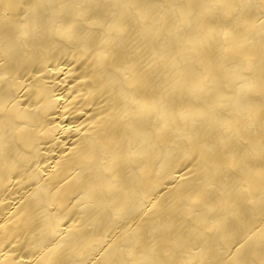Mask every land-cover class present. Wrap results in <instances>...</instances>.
Here are the masks:
<instances>
[{
  "label": "bare ground",
  "instance_id": "1",
  "mask_svg": "<svg viewBox=\"0 0 264 264\" xmlns=\"http://www.w3.org/2000/svg\"><path fill=\"white\" fill-rule=\"evenodd\" d=\"M0 264H264V0H0Z\"/></svg>",
  "mask_w": 264,
  "mask_h": 264
}]
</instances>
